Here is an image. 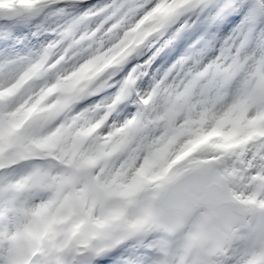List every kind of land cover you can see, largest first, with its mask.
Returning <instances> with one entry per match:
<instances>
[{"label":"rangeland","instance_id":"374dc122","mask_svg":"<svg viewBox=\"0 0 264 264\" xmlns=\"http://www.w3.org/2000/svg\"><path fill=\"white\" fill-rule=\"evenodd\" d=\"M3 1L0 6L39 3ZM70 59L33 63L31 75L1 73L0 134L36 107L0 149V264H21L34 251L35 264H69L63 256L69 232L83 223L113 225L106 234L116 238L109 243L125 238L117 250L128 245L126 230L152 217L141 232L149 237L137 235L131 244L147 242L150 264H264V61L232 64L211 78L203 72L142 95L136 111L124 115L126 92L79 108L98 95L94 85L106 67L88 63L60 81L45 80ZM199 168L225 184L240 215L228 206L214 217L203 206L166 212L155 202L161 190ZM36 221L42 228L34 231L40 241L34 248L26 238ZM79 247V257L94 252Z\"/></svg>","mask_w":264,"mask_h":264},{"label":"snow or ice","instance_id":"6c2138e0","mask_svg":"<svg viewBox=\"0 0 264 264\" xmlns=\"http://www.w3.org/2000/svg\"><path fill=\"white\" fill-rule=\"evenodd\" d=\"M72 72L106 67L98 95L80 109L108 104L121 92L124 115L156 90L191 82L201 73L264 61V0H40L0 6V62L55 64ZM203 86V85H202ZM147 242L126 245L95 264H150Z\"/></svg>","mask_w":264,"mask_h":264},{"label":"water","instance_id":"95a60500","mask_svg":"<svg viewBox=\"0 0 264 264\" xmlns=\"http://www.w3.org/2000/svg\"><path fill=\"white\" fill-rule=\"evenodd\" d=\"M159 204L166 212L182 213L188 208L207 205L214 215L216 210L223 205L231 206L233 213L239 215V209L231 200L224 197L223 187L215 182H209L205 173L191 171L169 186L160 197ZM112 236L87 235L81 231L73 232L64 248L66 258L72 263H80L90 259H98L115 250L123 240L109 243ZM79 246H93L94 252L87 256H78ZM83 250V249H81Z\"/></svg>","mask_w":264,"mask_h":264},{"label":"bare ground","instance_id":"6f19581e","mask_svg":"<svg viewBox=\"0 0 264 264\" xmlns=\"http://www.w3.org/2000/svg\"><path fill=\"white\" fill-rule=\"evenodd\" d=\"M39 2H40V0H39ZM66 59V58H65ZM66 62H68V61H66ZM66 62H64V63H66ZM1 67H3V69H0V80H1V75H2V77H3V75L4 74H1V73H3V72H7L8 73V76H12L13 74H15V72H17L18 70H20V69H24V70H27V68H29L30 67V65H27V64H25V65H16V64H14L13 62H0V68ZM59 66H57V68H58ZM27 72V74L29 75L30 74V72L27 70L26 71ZM39 72V71H38ZM37 72V73H38ZM53 75L52 76H50V77H46L45 78V80L46 81H60L61 79H65V76L69 73V72H65V73H57L56 72V70H54L53 72ZM4 77H5V75H4ZM21 79V78H20ZM19 79V80H20ZM2 83H4V82H2ZM39 88H37V87H34V88H32L30 91H29V93H28V95H27V97H31V96H33V95H35L36 94V91L38 90ZM26 97V98H27ZM32 98V97H31ZM25 127V126H24ZM23 127V128H24ZM21 131V130H20ZM20 131H17V130H12L9 134H7L6 136H1L0 135V149H6L7 147H8V145L10 144V141L11 140H13V138L15 137V136H17L18 135V132H20ZM0 155H1V153H0ZM198 172H204V173H206V175H207V177H208V180L209 181H211V182H216V183H218V184H220L221 186H223L224 187V190H225V197L227 198V199H232V197L231 196H229V194H228V192H227V190H226V186H225V184L224 183H222L218 178H216L212 173H210V172H208L205 168H199L198 170H197ZM162 193H163V190H161L157 195H156V197H155V202L156 203H158V199H159V197L162 195ZM159 205V204H158ZM204 209L206 208V207H203ZM220 209V208H219ZM223 208H221L219 211H217L218 213L222 210ZM206 210H207V208H206ZM168 216H170V217H172V216H174V217H177L178 215H176V214H173V213H170V214H168ZM214 217V216H213ZM155 219L152 217V218H150L148 221L150 222V221H154ZM148 221H145L143 224H141L139 227H137V228H135L134 230H126L127 232H126V235H127V237L128 238H126V240H128L129 238H130V240H129V242H128V245H131V244H133L134 242H135V237L137 236V235H141L142 237H144V235H145V238H148L149 237V235H146V234H143V233H141L142 232V230L145 228V226L148 224ZM40 222H42V221H36L35 223H34V226L32 227V230H31V232H30V234L28 235V237L26 238V246H34V248H36L39 244H40V241L38 240V238H35V236H34V231L36 230V229H40V228H42V226L40 225ZM44 226V225H43ZM113 228H115L113 225H109V226H106V227H98V226H95V225H93V224H91V225H89V224H87V223H83V224H77L76 226H74L73 228H72V230L69 232V233H71V232H74V231H81V232H84L85 234H87V235H91V234H94V235H98V236H103V237H106V236H109V235H107L106 233H108V231H110L111 229H113ZM69 233H68V235H69ZM110 237V236H109ZM141 237V238H142ZM116 238V237H115ZM115 238L114 237H111V239L112 240H115ZM125 241V238H124V240H123V242ZM104 257V256H103ZM103 257H101L100 259H102ZM99 260V259H98ZM35 261L36 260H33L32 262H31V264H35ZM67 261V260H66ZM97 261V260H96ZM96 261H86V262H82V263H78V264H94ZM69 262V261H68ZM12 264H15V261H13L12 262ZM69 264H71V263H69ZM158 264V263H157Z\"/></svg>","mask_w":264,"mask_h":264}]
</instances>
